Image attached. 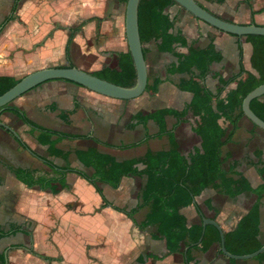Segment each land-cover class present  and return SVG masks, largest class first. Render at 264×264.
<instances>
[{
	"label": "crops",
	"instance_id": "1",
	"mask_svg": "<svg viewBox=\"0 0 264 264\" xmlns=\"http://www.w3.org/2000/svg\"><path fill=\"white\" fill-rule=\"evenodd\" d=\"M14 0H0V22L10 14ZM213 15L236 24H256L264 26V0H224L222 4L195 0ZM99 10L103 15L100 22H89L73 37L69 45V57L65 56L67 30L78 24H66L62 21L72 20L63 14L62 0H22L16 11L17 20L8 23L0 33V76L21 79L25 75L43 68L58 67L70 63L88 73L104 67L103 60L113 58L112 52H127L124 25L125 0L101 2ZM70 4L66 9L72 10ZM212 8L217 9L216 13ZM112 10L113 17L108 14ZM63 11V12H62ZM166 12L174 20L170 33L179 32L187 44L194 43L197 48H204L209 37L213 39L215 51L221 56L219 62L212 63L204 79H193V86L208 89L212 94L220 91L219 100L224 101L236 86L245 80L241 75L233 83L222 87L219 79H228L239 72V54L244 71L257 76L251 68L250 57L252 47L245 38L228 35L217 31L205 23L195 19L179 6H171ZM62 18L60 17V15ZM73 15V16H72ZM68 17V16H67ZM111 17V16H110ZM117 23V30L111 24ZM111 29L113 34L111 35ZM98 38L104 53L89 51L87 42ZM163 48L167 45L160 40H152L142 45L146 67L151 69L153 79L160 81L156 94L147 93L129 100H117L93 93L79 85L52 80L47 81L15 99L10 107L23 112L25 118L35 127L54 131L65 137L53 135L50 140L54 148L48 149L47 136L39 129L24 123L11 111H0V123L11 129L16 137L0 126V227L4 231L10 226H20L31 231V236L24 232L0 238V255L6 264H26L31 256L41 259L47 264H72L58 244L53 240V233L62 228V223H70V229L83 242V255L86 264H186L183 254H167L165 241L155 240L153 227L139 229L126 215L102 207V200L94 188L84 179L72 172H66L65 181L68 189L57 194L27 188L9 171V168L31 170L35 177H52L53 168H69L87 175L93 173L78 160V153L86 150L95 151L111 157L116 162L142 157L147 151L157 152L168 149L166 136L148 138L158 133V126L153 120L143 124L137 123L135 115L151 114L160 109L182 110L192 99L193 93L179 88L181 81L189 80L186 74H170L166 71L176 65V59ZM72 49L80 53L94 56L90 68L72 58ZM187 48L175 46V52L186 54ZM115 61V59H114ZM197 75V71H193ZM264 100V96H262ZM214 100L212 104L214 105ZM67 112V122L60 113ZM199 118L189 112L174 130L179 148L185 144L187 155L193 148L199 147L200 138L192 131ZM167 130L175 124L173 117L164 118ZM219 124L226 129L228 142L222 147V156L227 163L235 164V171L240 174L251 189H257L264 183L256 169L264 163V131L255 129L245 117L241 118L232 130L229 122L221 119ZM80 136L83 138H72ZM98 140L100 143L94 141ZM140 145L121 150L117 147L143 141ZM21 141L25 147L21 146ZM183 144V145H182ZM255 152L258 153L255 156ZM257 165V166H256ZM144 167L137 166L138 170ZM143 176L122 177L116 189L106 184H99L105 199L113 206L134 209L139 203V195L144 184ZM85 190L86 196L80 194ZM256 193L244 192L230 198L207 188L194 198L195 205L180 210L186 218L187 225H196L201 218L214 220L223 234L232 231L238 221L256 203L259 221V239L264 244V191L258 202ZM146 208H140L134 214L136 223L143 221ZM49 239L55 247V255H45L36 250L34 234L47 220ZM69 227V226H68ZM88 239V241L86 240ZM54 241V242H53ZM96 251H106L111 257L109 262L102 260ZM185 251V250H184ZM219 244H213L206 252L193 250L189 264H264L252 259L230 260L219 255ZM44 257L56 259L47 261ZM157 257V258H156Z\"/></svg>",
	"mask_w": 264,
	"mask_h": 264
},
{
	"label": "trees",
	"instance_id": "2",
	"mask_svg": "<svg viewBox=\"0 0 264 264\" xmlns=\"http://www.w3.org/2000/svg\"><path fill=\"white\" fill-rule=\"evenodd\" d=\"M21 1H13L10 14L0 22V33L8 23L17 20L15 14ZM205 1L216 4L224 2V0ZM244 1L248 2L249 0ZM173 5L178 6L173 0H140L138 5V30L141 44L143 45L152 40H160L162 43H165L167 49L163 48V50L176 59V65L168 69L166 73L168 75H188L189 80L181 81L179 88L193 93L189 104L180 111L160 109L148 115L139 113L135 115L137 123L143 124L150 119L156 123L158 133L153 136H147L145 140L166 136L168 139L167 150L157 152L147 151L140 158L122 162H116L108 155L95 151L86 150L79 152V162L84 167L93 169L91 175L69 168L57 169L49 163L47 164L53 168L52 177H35L34 172L31 170L8 168L14 177L27 188L47 191L54 195L62 189L69 188L65 181L66 172L76 174L94 188L102 200V207H111L113 210L126 215L139 229L153 227L155 236L152 238L165 241L167 254H180L183 256L184 250L187 248L184 260L186 264H189L191 261L190 254L193 250L206 252L213 244L220 245V236L217 229L212 226H206L202 234L201 222L188 226L186 218L180 213L181 209L191 205H194L197 209L194 198L207 188H212L219 194L230 198H235L244 192H255L257 202L264 191V183L255 190L251 189L246 180L235 171V164L227 163V157L222 156V147L228 142L229 137L228 135L226 136V129L219 124V121L224 119L229 122L234 132L238 121L244 117L241 110L242 100L249 92L264 83V37H244L246 42L251 44L252 54L250 64L257 76L244 71L241 64L242 52L239 48V72L226 80L219 79V83L221 84L220 90H222V87L233 83L241 75H245L246 78L236 86V90L233 93H229L226 96L224 101L219 100L220 91L212 94L206 88L199 91V88L193 86V79H204L209 65L221 60V56L215 51L213 39L209 37V42L204 48H197L193 46L194 43L187 44L179 32L170 33L174 20L166 10ZM93 21L98 23L100 19L93 17L67 30L68 38L65 46V56L67 59L69 57L68 47L72 43L74 35L87 23ZM177 45L181 47L185 46L188 50L187 53L175 52V46ZM142 52L144 55L143 49ZM110 56H113V59H115L114 66H104L91 74L124 88L134 86L136 73L130 53L112 52ZM58 67H72V65L68 63L67 65ZM194 70L198 72L197 75L193 74ZM18 81L19 79L17 80L13 77L0 76V95L9 90ZM159 83L160 81L156 79L150 80L148 76L144 93L156 94ZM213 100L215 102L214 105L212 104ZM249 108L256 117L264 122V100L262 97L253 99L249 104ZM7 110L16 114L24 123L43 132L47 136L46 145L48 149L54 148L55 143L53 140H50L53 135L65 137V135L54 131L35 127L29 123L23 112L16 107L8 105L3 108V111ZM189 112H191L193 117L199 118L192 131L200 138V144L199 147L193 148L191 152L184 155L176 142L174 130ZM69 114L62 112L60 113V117L64 122H67ZM167 116L175 119V124H173L170 130L166 129L164 122V118ZM253 127L257 129L256 126L253 125ZM72 138L83 137L74 136ZM94 141L100 143L96 139ZM142 142L144 140L138 143L120 145L117 148L121 150L130 149L140 145ZM19 143L25 147L21 141ZM257 155L258 153L255 152V156ZM138 165L144 168L138 170ZM256 171L264 179V163H259ZM128 176L145 177L139 195V203L136 208L130 210L118 208L109 203L99 186V184H106L116 189L119 186L121 178ZM140 208H146L147 212L143 221L136 223L133 217ZM256 212L257 205L255 203L247 214L238 221L232 231L223 234L224 247L228 253L232 255H246L257 251L264 245L259 239V221ZM20 231L31 236V231L27 230V228L13 225L6 231L0 227V238ZM218 254L222 255L220 251ZM44 258L47 261L56 260ZM254 260L264 263V251L257 255ZM230 262L234 263V260H230ZM0 264H6L3 255H0Z\"/></svg>",
	"mask_w": 264,
	"mask_h": 264
},
{
	"label": "water",
	"instance_id": "3",
	"mask_svg": "<svg viewBox=\"0 0 264 264\" xmlns=\"http://www.w3.org/2000/svg\"><path fill=\"white\" fill-rule=\"evenodd\" d=\"M140 0H127L124 14V32L127 45V52L130 53L132 62L136 73V82L134 86L130 88H124L117 86L108 81L102 80L91 73L83 71L77 67H49L33 71L21 79L12 86L9 90L0 95V111L4 107L11 104L19 96L25 94L31 89L52 80H64L73 84L79 85L93 93L98 95L129 101L140 97L146 88L148 72L146 62L142 52V44L140 42L139 30H138V5ZM179 7L184 9L187 13L192 15L195 19L205 23L211 28L220 31L222 33L236 36H262L264 37V26L256 24H236L226 20H223L207 9L199 5L195 0H173ZM264 96V83L257 86L251 92H249L241 103V110L243 116L254 126L264 131V122L254 115L249 108V104L253 99H257ZM4 129H7L15 137L16 134L2 125ZM202 221V234L205 231L206 226H212L217 229L220 236L219 251L228 259L232 260H247L255 258L257 255L264 251V245L257 251L246 255H232L225 250L223 232L219 225L212 219L201 218ZM200 242V241H199ZM187 248L184 251V256Z\"/></svg>",
	"mask_w": 264,
	"mask_h": 264
},
{
	"label": "rangeland",
	"instance_id": "4",
	"mask_svg": "<svg viewBox=\"0 0 264 264\" xmlns=\"http://www.w3.org/2000/svg\"><path fill=\"white\" fill-rule=\"evenodd\" d=\"M103 1H109L112 2V0H62V9L63 14L66 16V19L69 18V13L72 12V14L75 13V16H73L72 20L69 21H62V23H70V24H78L80 21L88 19L90 17H94L96 15H100L102 17L107 18L105 15H103L102 10H99L101 8L100 5ZM70 4H73L74 8L72 10L66 9ZM216 13L218 12L217 9L212 8ZM112 10L109 11V18L111 19L113 17ZM60 17L62 18V16ZM68 16V17H67ZM111 16V17H110ZM94 23V22H93ZM112 29L117 30V23H112ZM111 29V35L113 34V30ZM122 30H124V25L122 23ZM125 39V38H124ZM99 39L95 37V39H91L87 42L88 50L89 51H96L98 54H103L104 52L101 50L103 49L102 45L99 43ZM126 43V40H125ZM72 58L74 59V63L77 64L76 60L82 63V65L85 68H90L91 63L93 62L94 56L92 54H86V53H80L79 51H75L72 49ZM103 66H114V59H104L103 60ZM148 72V69H147ZM151 69L148 72V76L150 80H152L153 75ZM147 93H143L142 95H145ZM195 123H192L194 126ZM183 145V144H182ZM188 144H184L181 147V151L185 153L188 149ZM80 194L82 196H86L85 200H89V197L85 194L84 189H80ZM47 220V219H46ZM51 226V221L47 220V222H44L43 225H41L38 229H36L34 234V246L36 250L40 253H43L45 255H55L56 249L52 244L51 239H49L48 235V227ZM69 226V227H68ZM72 225L70 223H62V228H59L58 232L53 233V240L58 244L60 247L59 250H62L65 252L67 257L69 258V262L72 264H86L84 261L85 257L83 255V248H82V240L75 234H73L72 230L70 229ZM88 241V239L86 238ZM53 241V242H54ZM96 254L104 261L109 262V258L111 257L109 254H107L106 251H96ZM26 264H47L46 262L42 261L41 259H38L36 257L31 256L28 263ZM97 264V263H94Z\"/></svg>",
	"mask_w": 264,
	"mask_h": 264
}]
</instances>
